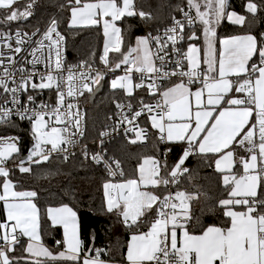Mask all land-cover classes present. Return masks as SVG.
I'll return each instance as SVG.
<instances>
[{"label":"snow or ice","instance_id":"1","mask_svg":"<svg viewBox=\"0 0 264 264\" xmlns=\"http://www.w3.org/2000/svg\"><path fill=\"white\" fill-rule=\"evenodd\" d=\"M19 2L0 0L4 23L32 15L35 0H30L23 10L17 7ZM187 3L189 11L180 9L184 20L173 18L163 38L141 37L126 53L121 51L123 37L118 22L125 17L150 18V14L136 10L135 0H74L71 7L70 26H102L106 38L102 62L109 65V53L114 52L122 58L111 70L127 66L123 76L112 80L111 87L125 90L129 96L134 89L146 88L151 96L160 97L155 104L141 100L139 110L131 117L123 112L125 105L117 103L120 122L134 125L147 113L161 141L186 145L171 167L154 156H146L133 177L104 183L106 210L118 212L129 228L138 230L127 246L128 264H264V39L251 34L233 35L220 39L221 47L217 49V26L225 20L243 25L246 17L229 12L228 0ZM193 9L195 15L191 14ZM257 10L255 3L247 4L249 13ZM197 20L203 25V60L196 44H189L186 51L177 47L185 39L186 25L193 26ZM26 37L30 39L27 32L20 30L14 37L0 32V41H4L0 44V124L13 123L14 118L30 123L35 143L27 162H46L53 153H63L66 160L69 147L77 143L75 137L83 136L82 114L69 98L82 96L85 90L91 92L102 74L97 71L92 76L91 71L65 68L61 50L64 37L56 21L35 48L20 56L26 51ZM200 38L194 32L188 37ZM152 41L157 45L155 52L150 46ZM170 45L177 56L171 69ZM202 63L206 67L202 68ZM37 65H43L44 71H39ZM134 72L140 73L139 83L133 82ZM173 77L178 82L164 88L162 82ZM197 82L201 86L194 90L192 86ZM45 90L55 92L54 102L39 99ZM127 107L131 109L132 105ZM137 127L132 129L136 135L132 143L146 138L145 129ZM237 149L244 155H238ZM19 152L17 137H0V177L5 178L0 185V202L6 213V221L0 222V264H21L28 258H32L30 264H44L45 260L105 264L100 250L84 248L78 213L68 205L46 210L51 225L63 228V241L56 243L62 244L64 250L53 253L44 246L40 209L34 202L37 193L17 191L8 179L7 165ZM194 152L215 158V168L227 192V198L219 201L226 222L208 226L199 234L189 230L191 201L196 194L177 191L161 196L153 191L177 183L188 172L186 161ZM91 159L103 162L113 178L124 177L119 160L113 161V168L99 154ZM25 163L21 160L18 165L22 173L31 171ZM162 170L166 175H161ZM145 225L146 230L140 231ZM22 237L29 241L24 248L28 256L16 257Z\"/></svg>","mask_w":264,"mask_h":264},{"label":"trees","instance_id":"2","mask_svg":"<svg viewBox=\"0 0 264 264\" xmlns=\"http://www.w3.org/2000/svg\"><path fill=\"white\" fill-rule=\"evenodd\" d=\"M30 0H20L17 7L23 10ZM248 2H254L258 6L255 14L249 13L246 8ZM74 0H35L31 9L32 15L25 20L11 23L3 22V13L0 12V28H19L27 31L44 30L53 21L57 22L58 28L63 32L67 45V60L73 63H103L100 59L103 55L104 35L102 26H70L71 7ZM186 0H135L137 11H144L150 14V18L144 19L139 16L125 17L118 22L122 28L123 44L121 51L126 53L129 48L135 45L139 36H146L148 31L163 27L171 23L173 17L178 15L181 7H187ZM228 10L241 13L246 17L243 25H237L230 21H223L217 27V39L240 33H250L258 39H264V0H228ZM202 27L195 23L186 31L187 46L189 43H198L201 47V55L204 50L202 40ZM195 33L201 38L189 40L188 37ZM119 53L110 52V64L121 60ZM256 59V58H254ZM109 77L104 82V88L92 99L85 102L87 106V135L86 141L97 140L102 129L107 126L112 117L116 103L125 99L122 90L109 87ZM237 95H239L237 93ZM149 96L145 98L149 100ZM15 128L22 129L24 123H12ZM151 131L147 144H132L123 136L115 137L106 144L110 154L119 158L123 164L125 176L136 174V170L142 157L153 155L158 157L161 163L167 162L171 167L186 147L183 143H166L158 138L157 130L151 126V121H146ZM11 126V124H10ZM2 132H10L7 125ZM171 149V151H169ZM22 151L16 154L8 163L10 169L9 178L19 191H35L37 196L34 202L40 209L41 235L43 244L49 246L53 252L63 249V231L60 226H52L46 216L49 207L69 205L73 207L79 216L81 239L84 240L85 249H101V259L115 262L117 264H128L127 246L130 236L138 231L136 228H129L118 212L106 210L104 183L110 176L101 164H96L82 150L72 154L68 159L64 156H56L49 161L40 164H30L31 171L22 173L19 167H10L9 164L18 163L22 160ZM214 157L196 154L195 152L186 161V172L178 183V188L184 192L196 194L192 200L191 213L194 224L189 229L194 233H200L208 226H220L226 222L223 209L219 205L221 199L227 198V192L222 183V175L214 167ZM239 165H237V168ZM236 168V171L238 170ZM161 175H166L162 170ZM3 179L0 178V185ZM156 191L163 195L165 188L160 187ZM140 231L146 230V225ZM26 241L22 238L17 246L15 256L27 257L24 251ZM86 254V253H85ZM32 258L21 261V264H30ZM44 264H48L45 260ZM51 264H71L66 261H53Z\"/></svg>","mask_w":264,"mask_h":264},{"label":"built area","instance_id":"3","mask_svg":"<svg viewBox=\"0 0 264 264\" xmlns=\"http://www.w3.org/2000/svg\"><path fill=\"white\" fill-rule=\"evenodd\" d=\"M181 8H183L184 11H189L188 6L187 7H181ZM191 14L195 15V13L193 11L191 12ZM173 18L181 19L182 21L184 20V17H183V14L181 13V11H179L178 15H176ZM172 24H173V19H172L171 23H168L167 25H165L163 27H158L156 29H152V30L148 31V33L146 34V37H153L154 38V37L160 36L161 38H163L166 29L171 27ZM193 26H187L186 25L185 32H184L185 39L177 44V47L180 48L182 51L187 50V43L185 42L187 28L193 27ZM17 30H20L21 32H27L29 34V37H30V39L28 37L25 38L28 41L24 45V48L26 51L22 52L20 54V56H25V55H27V53H29L32 50V48H35L37 46V42L42 38V35L47 30V28L44 30L38 29V30H34V31H27L25 29L22 30L19 28H11V27L10 28H0V32L11 33L13 35V37L15 36V32ZM58 31L64 37V40L61 42V50H62L64 66L66 69L67 68H73V70L78 71V72L79 71H85V72L91 71L92 76H95V73L97 71L102 74V79H100L99 83L92 85V91L91 92H88L87 90H85L84 94L82 96H78L75 98H69L72 103L78 105L80 113L82 114L81 123H82V128H83V136L77 135L75 137V139L77 140V143L74 146L69 147L68 157H70L72 154L76 153L79 150H82L83 152H87V155L89 156L90 159L93 155L99 154L100 156L103 157L104 161H108L110 164L113 165V168H114L115 165H114L113 161L119 160V158H116L114 155L112 156L110 154V152L106 148V144L111 142L113 140V138L120 137V136H123L129 142L136 139L135 131L132 130L134 125L138 126L137 130L138 129H145L146 138L143 141L137 140L136 143H132V142L131 143L132 144H138V145L147 144L149 139H150V135H151V131H150L149 127L146 125V121H150L149 114H147V113L143 114L142 116H140L139 118H137L134 121V125H130L126 121L124 123L120 122L122 119L121 110L118 109L117 107H115L114 112L112 114V117L110 118V120L107 123V126L105 128H103L102 132H101V134L107 133V135H101L100 134V136L98 137L97 140L93 139L90 141H86V135H87L86 130H87V125H88V116H87L88 103H86L85 101L88 98H91L92 94L97 89V86L103 82L104 76L109 77L111 80V78H114L115 75H118V73L125 74L124 70L126 67L122 66L119 69L111 70L114 68V66L112 64L111 65H105L104 63H99V62H91V63H83L82 62L80 64H77V63H73V62L67 60L68 56H67L66 38H65V35L63 34V32L60 31L59 28H58ZM33 33H36V35H33ZM3 43H4V41H0V44H3ZM45 43H48V41H45ZM13 45L15 46L14 40H13ZM150 46L152 48V51L155 52L157 45L155 44L154 41H152ZM3 51L7 52L8 49L6 47H4ZM169 51H170V55L168 57V60H169L168 68L171 69L174 67V61L177 59V56L175 55L174 52H171V45L169 46ZM28 59H31V57L28 56ZM27 67L29 69H31V65H27ZM202 68H204V67H202ZM37 69L39 71H44V66L43 65H37ZM65 75H66V73H65ZM132 77H133L134 83L140 82V73L134 72L132 74ZM235 79L236 78H234V80ZM148 82H149L148 80H145V83H148ZM175 82H178V79L176 77H173L171 80L163 81L162 86L164 88H166L168 86V84H173ZM198 86L200 87L201 85L197 82L192 87L197 88ZM119 90H122V89H119ZM122 91L125 94V99L119 100L117 103L125 105L123 112L125 114H127L129 117H131L135 111L139 110L141 100H143L145 103L155 104L156 101L159 100V98H160L159 95L157 94L156 96H152L153 98L146 100L145 98L151 96L146 88L134 89L132 96L127 95L125 90H122ZM39 99L46 101V102H54L55 101V92L45 90L41 94ZM117 103H116V105H117ZM128 104L132 105L131 109H129L127 107ZM15 122L16 123H24L25 127L22 129H19V128H15V126H13L12 123H10L11 126H10V124H4V125H7V130L10 132H8V133L2 132V130H6V129H2L4 127H0V137H17L18 138V145H19L20 150L22 151V158H23V156H25V158L22 159V160L26 161L24 166L28 167V166H30V164H33V163L27 162V156L31 153V151L34 147V143H35V141L32 138V134H31V125L28 121H21L18 118H14L13 123H15ZM2 125L3 124H0V126H2ZM157 135L159 138L160 134H159L158 130H157ZM28 143H31V144H29V148L26 150L25 147ZM58 155L64 156L63 153H60V154L53 153L50 159H52ZM119 161L121 164V168L123 169V164H122L121 160H119ZM94 162L98 165L101 164L106 169L107 173H109L108 168L105 166V164L103 162H100V163H97L96 161H94ZM19 163L20 162L9 164V166L10 167H14V166L18 167ZM123 172H124V170H123ZM124 176H125V172H124ZM182 176H180L179 181L181 180ZM120 179H122V178L119 175H117L115 178L110 176L108 181L114 182V181H118ZM179 181L177 183L169 184L167 187H164L165 193L163 195H167L170 192L174 194L177 191H182L178 188ZM163 195H161V196H163ZM191 205H192V201H191ZM193 224H194V218H193V214H192V221L190 222L189 227H191ZM21 240H22V238H21ZM83 242H84V240H83ZM96 250H100V252H101L100 248H96Z\"/></svg>","mask_w":264,"mask_h":264},{"label":"crops","instance_id":"4","mask_svg":"<svg viewBox=\"0 0 264 264\" xmlns=\"http://www.w3.org/2000/svg\"><path fill=\"white\" fill-rule=\"evenodd\" d=\"M203 1V0H202ZM189 7V6H188ZM194 13H195V11H194V9L192 10ZM70 17H71V15H70ZM71 20V19H70ZM223 22V21H222ZM70 23V22H69ZM196 23H199L200 25H202L198 20H197V22ZM75 27H81V26H75ZM217 31V30H216ZM246 34H250V33H240V34H238V35H246ZM251 35H254V34H251ZM229 36H233V35H229ZM229 36H224V37H222V38H219V39H217L216 38V40H217V49H219L220 47H221V45L219 44V40L220 39H223V38H225V37H229ZM203 42H204V40H203ZM189 44H191V43H189ZM188 44V45H189ZM195 44H198L197 42L195 43ZM199 45V44H198ZM188 47V46H187ZM199 47H200V45H199ZM201 48V47H200ZM204 49H205V46H204ZM203 58H204V50H203V54L201 55V60H203ZM201 67H206L205 65H203V63L201 64ZM235 77H233L232 79H234ZM172 84H169L168 85V87L169 86H171ZM199 87V86H198ZM167 88V87H166ZM193 89L195 90V87H193ZM237 95V94H236ZM153 128V127H152ZM153 129H155V128H153ZM157 130V129H156ZM166 143H173V142H166ZM237 154L238 155H244V153L243 152H241L239 149H237ZM214 167H215V164H214ZM239 168H240V166L237 168L238 170L237 171H239ZM216 169V168H215ZM17 190V189H16ZM154 190V189H153ZM17 191H19V190H17ZM157 195H160V194H157ZM61 206H63V205H60V206H57V207H61ZM69 206V205H68ZM69 207H71V206H69ZM52 208H56V207H52ZM71 208H73V207H71ZM73 210H75L74 208H73ZM76 211V210H75ZM77 212V211H76ZM79 217V216H78ZM4 221H6V213H5V211L3 210V207H2V202H0V222H4ZM79 224H80V222H79ZM216 226V225H215ZM61 228H62V226H60ZM190 230V229H189ZM62 231H63V228H62ZM191 231V230H190ZM194 233V232H193ZM195 234H199V233H195ZM80 236H81V232H80ZM25 241H26V245H27V243L29 242L28 241V238L27 237H22ZM25 245V246H26ZM44 246H46L45 244H44ZM47 248H49V250H51L52 252H53V250L49 247V246H46ZM85 248V247H84ZM64 250V248L62 249V250H59V251H63ZM53 253H55V252H53ZM56 253H58V252H56ZM105 260V259H104Z\"/></svg>","mask_w":264,"mask_h":264},{"label":"rangeland","instance_id":"5","mask_svg":"<svg viewBox=\"0 0 264 264\" xmlns=\"http://www.w3.org/2000/svg\"><path fill=\"white\" fill-rule=\"evenodd\" d=\"M186 2H187V0H186ZM201 3H203V1L201 0ZM249 3V2H248ZM247 3V4H248ZM252 3H254V2H252ZM188 4V3H187ZM247 4H246V8H247ZM229 12H231V11H233V10H228ZM237 13V12H236ZM238 14L239 15H242L241 13H239L238 12ZM201 27L203 28V25H201ZM218 28V27H217ZM217 28H216V30H217ZM102 30H103V28H102ZM141 37H146V36H139L136 40H135V45L133 46V47H135L136 46V42H137V40L139 39V38H141ZM105 36H104V41H103V44L105 43ZM202 40H204L203 38H202ZM191 44H195V43H191ZM198 47H199V45L198 44H196ZM132 48V47H131ZM103 49H104V45H103ZM116 63H118V62H116ZM116 63H114V64H112L113 66H115V64ZM127 67L126 65H121V67ZM119 69V68H118ZM124 74L123 73H118V75H115V77L114 78H111V80H109L108 81V84H109V87L111 88V82H112V80H114V79H116L118 76H123ZM169 85V84H168ZM168 87V86H167ZM146 156H153V155H145V156H143L142 157V160H143V158L144 157H146ZM158 160H159V158L158 157H156ZM142 162V161H141ZM140 162V163H141ZM138 168V167H137ZM162 173V172H161ZM135 175V174H134ZM134 175H128V177L127 178H130V177H133ZM1 179H5L4 177H0ZM8 179H10L9 177H8ZM126 179V178H125ZM122 179H120V180H118V181H114V183L115 182H120ZM3 182V181H2ZM2 185V184H1ZM153 191H155V193L156 194H159L157 191H156V189H154ZM105 201H106V196H105ZM132 236V235H131ZM131 236H130V240H131ZM130 240H129V242H130ZM103 261H105V264H117V263H115V262H112V261H108V260H104V259H102ZM48 261V264H51L53 261H51V260H47Z\"/></svg>","mask_w":264,"mask_h":264},{"label":"water","instance_id":"6","mask_svg":"<svg viewBox=\"0 0 264 264\" xmlns=\"http://www.w3.org/2000/svg\"><path fill=\"white\" fill-rule=\"evenodd\" d=\"M106 78H107V76H104V78H103V82H102L100 85L97 86V89H96L95 92L92 94V96H91L90 99H92V98H93L98 92H100V91L103 90V88H104L103 86H104V82H105ZM29 144H31V143H28V144L26 145V147H25L26 150L29 148ZM24 158H25V156H23V159H24Z\"/></svg>","mask_w":264,"mask_h":264}]
</instances>
